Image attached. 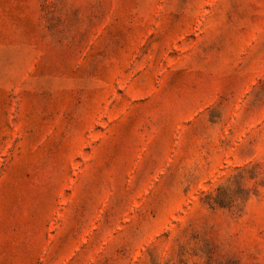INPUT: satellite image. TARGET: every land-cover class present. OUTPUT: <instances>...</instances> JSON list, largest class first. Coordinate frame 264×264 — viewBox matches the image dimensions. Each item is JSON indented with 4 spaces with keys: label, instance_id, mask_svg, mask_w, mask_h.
<instances>
[{
    "label": "rangeland",
    "instance_id": "374dc122",
    "mask_svg": "<svg viewBox=\"0 0 264 264\" xmlns=\"http://www.w3.org/2000/svg\"><path fill=\"white\" fill-rule=\"evenodd\" d=\"M0 264H264V0H0Z\"/></svg>",
    "mask_w": 264,
    "mask_h": 264
}]
</instances>
